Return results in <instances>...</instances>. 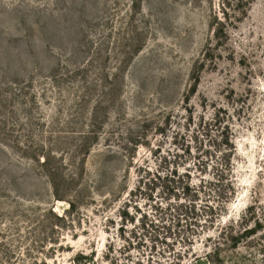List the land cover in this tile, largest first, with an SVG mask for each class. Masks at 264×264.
Listing matches in <instances>:
<instances>
[{
    "label": "rangeland",
    "instance_id": "374dc122",
    "mask_svg": "<svg viewBox=\"0 0 264 264\" xmlns=\"http://www.w3.org/2000/svg\"><path fill=\"white\" fill-rule=\"evenodd\" d=\"M0 264H264V0H0Z\"/></svg>",
    "mask_w": 264,
    "mask_h": 264
},
{
    "label": "trees",
    "instance_id": "16d2710c",
    "mask_svg": "<svg viewBox=\"0 0 264 264\" xmlns=\"http://www.w3.org/2000/svg\"><path fill=\"white\" fill-rule=\"evenodd\" d=\"M232 148V147H231ZM236 152V147H233L232 151H228L227 153L223 154L221 157V162L216 165V172L213 173V177H214V181L209 182L211 184H218L221 185V190L219 195L216 197V207H209V211L211 213V218L205 220V222L203 223L204 226H202L201 224H199V227H201V231H204L205 227L207 224H209L210 226H216L217 225V221L219 219V215L220 213H222L228 203V201L235 195L236 193V184H235V177H234V165L232 163L233 158L235 157V153ZM205 168V167H204ZM205 170V169H204ZM204 173V171H203ZM188 189H190V186L188 187ZM195 191V195L198 194V190L196 188H194ZM222 235V232L220 234V236ZM229 239V238H228ZM231 240H236L235 237H233V239L231 238ZM192 238H188L186 241H184L183 243H187L190 244L192 242ZM195 242V241H194ZM193 242V243H194ZM193 245V244H192ZM219 251L218 248H216L215 253H217ZM211 253H208L206 255V258L210 257ZM200 258H197V261H199Z\"/></svg>",
    "mask_w": 264,
    "mask_h": 264
}]
</instances>
